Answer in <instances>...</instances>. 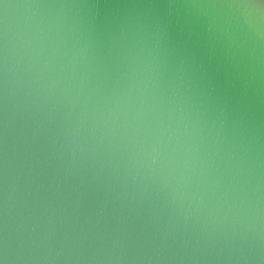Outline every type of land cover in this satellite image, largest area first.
<instances>
[{
	"label": "water",
	"instance_id": "water-1",
	"mask_svg": "<svg viewBox=\"0 0 264 264\" xmlns=\"http://www.w3.org/2000/svg\"><path fill=\"white\" fill-rule=\"evenodd\" d=\"M260 3L0 0V264H264Z\"/></svg>",
	"mask_w": 264,
	"mask_h": 264
},
{
	"label": "snow or ice",
	"instance_id": "snow-or-ice-1",
	"mask_svg": "<svg viewBox=\"0 0 264 264\" xmlns=\"http://www.w3.org/2000/svg\"><path fill=\"white\" fill-rule=\"evenodd\" d=\"M260 6L264 7V0H261Z\"/></svg>",
	"mask_w": 264,
	"mask_h": 264
},
{
	"label": "clouds",
	"instance_id": "clouds-1",
	"mask_svg": "<svg viewBox=\"0 0 264 264\" xmlns=\"http://www.w3.org/2000/svg\"><path fill=\"white\" fill-rule=\"evenodd\" d=\"M7 7V6H6Z\"/></svg>",
	"mask_w": 264,
	"mask_h": 264
}]
</instances>
